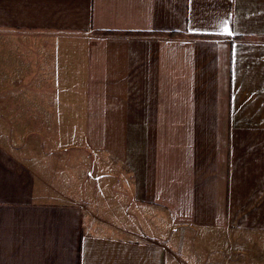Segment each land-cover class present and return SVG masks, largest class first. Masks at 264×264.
<instances>
[{"label": "crops", "instance_id": "1", "mask_svg": "<svg viewBox=\"0 0 264 264\" xmlns=\"http://www.w3.org/2000/svg\"><path fill=\"white\" fill-rule=\"evenodd\" d=\"M219 242L264 260V0H0V264Z\"/></svg>", "mask_w": 264, "mask_h": 264}, {"label": "rangeland", "instance_id": "2", "mask_svg": "<svg viewBox=\"0 0 264 264\" xmlns=\"http://www.w3.org/2000/svg\"><path fill=\"white\" fill-rule=\"evenodd\" d=\"M14 136L16 135L15 132ZM214 255L210 258L213 260L214 264H263L264 260L259 253L254 252V248H250L249 252H242L241 254L237 253V249L233 244H229L224 246L221 242L215 244ZM213 245L202 244L196 246L195 249H198L199 254L202 258L203 263L205 264L207 261L205 260V251L210 249ZM235 247V248H233ZM223 249L221 252H216V249Z\"/></svg>", "mask_w": 264, "mask_h": 264}, {"label": "snow or ice", "instance_id": "3", "mask_svg": "<svg viewBox=\"0 0 264 264\" xmlns=\"http://www.w3.org/2000/svg\"><path fill=\"white\" fill-rule=\"evenodd\" d=\"M224 31L227 32L229 35L232 34L231 30L227 26L225 27Z\"/></svg>", "mask_w": 264, "mask_h": 264}]
</instances>
